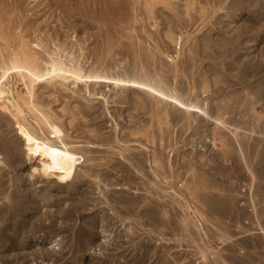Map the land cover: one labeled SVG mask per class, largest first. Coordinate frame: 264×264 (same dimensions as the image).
I'll list each match as a JSON object with an SVG mask.
<instances>
[{"label":"rangeland","instance_id":"1","mask_svg":"<svg viewBox=\"0 0 264 264\" xmlns=\"http://www.w3.org/2000/svg\"><path fill=\"white\" fill-rule=\"evenodd\" d=\"M201 1L0 0V56L21 40L43 62L58 50L86 74L148 82L226 124L192 115L189 127L132 88L44 81L24 120L47 134L43 114L85 158L59 186L33 172L23 117L3 100L0 264H264V0ZM19 83L9 78L24 100ZM120 155L151 162L154 184L144 170L125 188Z\"/></svg>","mask_w":264,"mask_h":264},{"label":"bare ground","instance_id":"2","mask_svg":"<svg viewBox=\"0 0 264 264\" xmlns=\"http://www.w3.org/2000/svg\"><path fill=\"white\" fill-rule=\"evenodd\" d=\"M158 14L160 15V13ZM172 22L173 21H171V23ZM172 38L174 39V37H171V39ZM37 47H38V44H34V49H37ZM46 54H47L48 60L44 62L41 61L38 55L35 52H33V50L29 49L27 45L21 40L14 48L6 51L7 56L5 58L0 56V58L2 57L1 59L2 62L0 65V108L5 109V104L3 103V100L7 99V101L15 108L16 112L19 113L20 116L23 117L21 121L16 120L15 122L16 129H17L16 131L24 144V147L26 150V156L28 157V159L36 160L35 162L37 163V166L33 167V172H36V173H39V175L41 174L45 177H50L51 179H54L59 186H62V185L65 186L73 181V179L75 178L76 172H77V168L81 165V163L85 161V158L83 157V155H81L80 147L70 146L63 142L64 133L62 129L57 124L49 121L48 118L45 117L43 114L39 113L41 119L44 120L43 126L46 129L47 134H45L40 124L37 123L38 132H36L33 129H31L29 125L27 124V122L24 120V116H23L24 109L22 106H25L28 109L30 108L33 110L37 109L33 102V90L36 85H39L40 83L44 81L46 83L48 82V83H53V84H63L66 81H71L72 84L74 85L83 83L87 87L90 84L91 85L92 84L93 85L105 84L106 86H113V88L118 89V90L123 89V88H130V90L132 89L140 90L152 96L153 98L157 99L159 102H162L168 105L169 107L172 106L175 109L184 112L186 115V125L189 127H191L193 124L194 125L197 124L196 120L191 121L192 115H196V117H198L200 120L213 123V128H214V131L216 132H221V130H223V128L226 127L225 126L226 124L223 121H221L220 119L213 118L211 115H209V113L203 107H200L195 104L184 103L182 100L179 99L178 95L174 91H172L174 93L167 94L166 92L154 87L150 83L141 82L142 80L138 81L135 78H120L116 76H108L107 74L105 75V74L88 73V72H87L88 74H86L83 72L84 70L82 71L79 61L78 63H76V61L74 62L72 59L69 58L71 56L69 57L67 56L68 57L67 58L65 57V55H62L60 51L58 50H51L49 52L47 51ZM11 76H15L18 79V81H20L21 85L26 90V96L28 98L24 100L23 99L18 100L16 98L13 88L9 84V78ZM86 92L89 95H91L90 91H86ZM89 146L93 147L91 144H89ZM120 156H121L120 157L121 160L127 161L132 167V169L123 168L124 172L127 173V175L131 174L133 177L132 178L129 175V177H131L130 181H127V180H126L127 182L122 181V182H125L126 184V186H124L125 188L129 186L133 187L134 182L132 180L134 178L135 179L140 178L139 180L143 179V177H145V173L143 172L144 170H147L150 173L149 176L150 178L152 176V180H149L148 178L146 180L144 179L143 180L147 181L149 186L154 184L153 181L156 179V174L152 168L153 165L151 164V162H147L144 164V162L142 161L144 159L138 160V158L134 155L133 157L136 160V163H134L132 162V160L130 159L126 160L124 156L122 155ZM110 172L112 171L109 170V173ZM117 175L122 177L123 174L122 175L117 174ZM105 177L108 178V175ZM100 178L101 176L98 178V182ZM125 179H128V178H124V180ZM116 180H118V182L116 181L114 182L117 185V183L119 184L120 179L118 178ZM102 181L103 180H101L100 182ZM109 181L110 179H108V182ZM135 185H136V182H135ZM137 185L139 184L137 183ZM103 187H104V184H103ZM109 187H112V184H110ZM118 187H117V190H118ZM105 188L106 190H110V188L107 189L108 186ZM111 190L113 189L111 188Z\"/></svg>","mask_w":264,"mask_h":264}]
</instances>
